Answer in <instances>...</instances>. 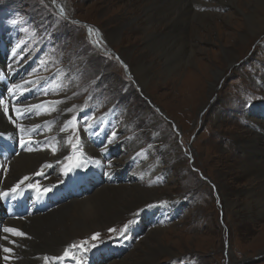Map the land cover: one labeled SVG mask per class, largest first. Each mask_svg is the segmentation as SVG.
<instances>
[{"label": "rangeland", "instance_id": "374dc122", "mask_svg": "<svg viewBox=\"0 0 264 264\" xmlns=\"http://www.w3.org/2000/svg\"><path fill=\"white\" fill-rule=\"evenodd\" d=\"M251 1L238 0L235 7L247 13ZM146 3L147 0H0V38L12 33L21 39L24 56L20 66L38 59L41 66L35 73L37 78L51 76L58 84L50 98H68L73 110L64 117L78 115L81 119L71 132L73 144L78 135L84 134L92 137L91 145L100 148L112 132L102 127L112 122L109 115L118 111L120 119H116L114 127L120 132L116 140L123 146L110 138L117 153L112 164L118 167L116 161L120 167L118 172H110L117 174L125 169L128 177L120 178L124 184L140 182L132 176L139 170L145 180L144 190L150 189L153 175H160L163 180L154 187L156 195L182 206L183 218L146 231L130 252L116 260L117 264H129L133 256L144 257L145 246L150 244L155 250L150 255L155 264H264V222H259L264 218L254 215V207L246 205V191L253 183L262 182L264 175L253 179L241 164L247 155L245 140H250V131H256L251 119L264 121V10L259 12L263 28L258 35L246 32L242 14L231 8L217 10L222 12V18H214L212 30L197 32L196 57L201 62L167 76L156 53L147 50L137 30ZM196 11L211 13L212 9ZM237 20L241 25L235 30ZM109 32L118 34L114 44L107 40ZM225 34H232L228 43L223 40ZM241 35H246L244 41ZM138 63L147 65L143 91L130 72V66ZM190 74L201 79L191 81ZM233 138L241 142L236 144ZM130 140H136L135 156L140 160L125 148ZM82 149L78 146L74 153L69 146L66 156L76 154L85 163L89 156L82 154ZM106 154L103 156L111 157L109 148ZM103 156L100 163L87 164L89 175L104 171L110 178L108 161H103ZM71 164L70 161L66 166ZM56 174L46 181L59 182L62 175ZM147 203L130 211L141 212ZM131 215L106 228L75 234L71 242L78 247L71 245L66 249L69 255L64 256V252L62 257L77 262L84 259L83 254L93 244L97 246V241L118 235L109 229L123 228ZM127 231L117 238H129ZM95 233L100 236L92 240ZM85 240L88 243L80 246ZM163 248L175 255L167 256ZM148 261L146 264H150Z\"/></svg>", "mask_w": 264, "mask_h": 264}, {"label": "bare ground", "instance_id": "6f19581e", "mask_svg": "<svg viewBox=\"0 0 264 264\" xmlns=\"http://www.w3.org/2000/svg\"><path fill=\"white\" fill-rule=\"evenodd\" d=\"M237 1L238 0H208V2L205 3L204 0H147L146 5L142 8L140 21L137 23V26L141 25V27L137 30L147 50H149L150 53H156L158 60L161 61L162 72L167 76L173 74L177 75L182 67L194 62H201V59L196 57L199 52H196L197 48H195L197 32L205 29L206 31L210 30L212 25L214 26V20L216 18H222V12L218 13L217 10L227 11L231 8V10L234 12L236 11L237 14H242L243 19L241 21L246 28V32L252 33L253 35H258L261 32L263 28V19L259 12L264 10V0H252L247 13H241V10L235 7ZM57 7L61 8L60 4L57 5ZM202 8L206 10L210 8L212 12L206 13L201 11V13H198L199 11H196ZM233 25H235L233 28L236 30L241 24L237 20L234 21ZM195 26H197L198 29L195 28ZM106 37L109 42L114 44V39L118 37V34L109 32L106 34ZM223 37V40L228 43L232 39V34H225ZM239 38L241 41H244L246 35H241ZM222 51L224 52V49H222ZM202 52L203 50L200 53ZM37 60L38 59H35V63H32L36 71L41 66L40 62ZM146 66L147 65L143 63L130 66L131 75L142 91L144 90L145 84ZM189 79L193 81L199 80L201 77L190 74ZM49 84L50 88L47 90L50 91L47 93L51 91L56 92L58 84H55L54 81H49ZM191 89L193 90L194 87H191ZM72 108L67 97L58 98L56 100L51 99L47 102V117L45 118L52 120L55 119V115H59V119H55L53 125L43 129V135H41L39 139L34 140V142L38 144V147L34 148L33 152L19 155L18 158L10 163L8 171L2 172V175H5V179L1 183L0 191L8 185L13 187L15 184L24 181V177L37 174V172L47 168L46 165L49 164L54 166V172L57 173V175H62V177H64L66 164L70 161L73 162L72 160L65 159V157H67L66 148L69 146L71 147L68 139L72 136L71 132L73 129L64 124V116L67 114V111H69L68 116H70L69 113L72 112ZM251 120L255 123L253 126H256L254 127L256 131H250V140H245L247 155L245 156L246 159L241 164L246 174L249 173L251 178L254 179L258 175H264V121L256 119ZM3 125L4 121L1 120L0 116V126ZM59 125H64L65 128L62 127L61 129L66 130H60ZM103 128H110L112 131L110 133L112 134L111 140H113L117 146H123L121 142L116 140L120 132L117 127H114V122L110 121L109 124L103 125ZM260 133L263 134V137L258 136ZM78 136H80L78 146L83 147L82 154L87 157L89 156L88 158L86 157L88 161L85 162V164L84 159L79 156L77 157L76 154L72 157L80 161L85 167L88 165L94 166V163H100L101 157L106 154L110 145L111 147L114 146L111 140H104L100 148H95L91 145L92 143L90 144L89 142V139L92 137H83L82 134ZM82 141L83 146L81 143ZM233 142L238 144L241 142V139L233 138ZM53 146L56 148L55 152L52 151ZM137 146L136 140H133L129 143V146L127 145L125 148L134 153L132 155H135ZM114 149L116 148L114 147ZM174 150L177 152V149ZM138 159L140 160V157ZM102 160L108 161L107 171L111 169L110 163L114 159L110 156H103ZM57 161H59V163ZM115 164L118 167L113 168V170L115 169V171L118 172L120 167L116 161ZM101 165H104V162H102ZM136 171L137 172L134 174L132 172V176L140 182L129 181L130 185L127 186L126 181V183L120 184L116 188L103 186L93 191L91 193L92 195H88L87 199L83 201H79L80 199H73L68 203H63L58 208L46 214H37L21 221H7L6 228H8V226H17L19 227V231L25 234V237L21 240L22 247L19 251L22 259L19 262L8 264H37L39 261L45 260V257L48 259L42 264H59L61 259H57V257H62L67 247L71 248V241L75 238V234H86L97 228H103L113 222L120 221L124 216H128L129 214L133 215L135 213L132 212L133 210L130 211L131 208L137 207L145 202H149L147 205L169 203V198L159 197V194H157V196L156 189H154L155 186H159L163 177L161 178L160 175H153L152 178L154 177V179L152 184L150 183V189L147 188L148 190H144L145 180L141 172L137 169ZM158 172H162V170H158ZM246 192L248 194L247 197H249L246 205L254 207V215L264 218V180L258 184L253 183ZM223 197L224 195L222 194V198ZM259 222H264V219H261ZM28 238L29 241L32 240L29 243ZM21 242H17L16 244H20ZM10 244L13 245L14 242L12 241ZM145 249L144 257L142 256L143 258L140 256H133L129 264H146L148 260V263L155 264L153 258L150 257V255H153V252H155L153 245H146ZM163 250L166 251L164 253L167 256L175 255L170 249L163 248ZM119 263L126 264L120 261ZM109 264L117 263L116 260H113Z\"/></svg>", "mask_w": 264, "mask_h": 264}, {"label": "snow or ice", "instance_id": "6c2138e0", "mask_svg": "<svg viewBox=\"0 0 264 264\" xmlns=\"http://www.w3.org/2000/svg\"><path fill=\"white\" fill-rule=\"evenodd\" d=\"M61 12H63V9H61ZM93 30L92 29H89V32L91 33ZM58 103V102H57ZM4 105V102L3 101H0V106H3ZM32 107H36V106H32ZM7 107L6 106H4V112L5 113H7ZM73 120H75V117L73 118ZM69 123H71V122H69ZM21 130L23 131V128H21ZM62 131H65L66 129H61ZM68 142H69V144H71V146H72V148H73V150H74V153H75V150L77 149V147H78V142H79V138L77 137V143H75V144H73L72 143V138L71 137H69V139H68ZM24 142L23 141H21V144H23ZM28 151H31L32 149H27ZM52 151L53 152H55L56 151V148L53 146V148H52ZM65 159H67V160H72L73 159V157H65ZM58 163H59V161H57ZM80 166V163H79V161H75L74 163H72L70 166H66V169H65V174H67V172H70L71 170H72V168H74V167H79ZM46 167H51V165L49 164V165H46ZM29 178L28 177H24V180L26 181V180H28ZM24 181H21V183H23ZM19 187V185H17V188ZM30 187H32V185H30ZM38 191H39V189H37ZM12 191L13 192H15L16 191V188H13L12 189ZM44 191H47V189H45ZM0 195H7V193H3V194H0ZM133 223V221H129L127 224H125L124 226H123V228H121V229H119V230H117V229H113V228H110L109 229V232L110 233H119L120 235H123L124 234V232L128 229V227H129V225L130 224H132ZM3 231L4 232H10V233H12L13 235H17V236H23L24 234L23 233H21V232H18V231H16L15 229H10V228H4L3 229ZM99 236H100V234L99 233H95L93 236H92V240H97L98 238H99ZM3 239H7V237H3ZM88 243V241L87 240H85V241H82L81 242V245L80 246H82V245H84V244H87ZM96 245L95 244H93L92 245V247H95ZM72 247H78V245H75V244H73L72 245ZM5 252H10L11 251V249H8V248H4L3 249ZM85 251H87V249H85ZM69 255V252L67 251V250H65V253H64V256H68ZM5 259L7 260L8 259V257L7 256H5ZM48 258L47 257H45V260H47ZM57 259H64V257H57Z\"/></svg>", "mask_w": 264, "mask_h": 264}, {"label": "clouds", "instance_id": "9594fccd", "mask_svg": "<svg viewBox=\"0 0 264 264\" xmlns=\"http://www.w3.org/2000/svg\"><path fill=\"white\" fill-rule=\"evenodd\" d=\"M157 228V227H156ZM130 252V251H129Z\"/></svg>", "mask_w": 264, "mask_h": 264}, {"label": "flooded vegetation", "instance_id": "af4514ba", "mask_svg": "<svg viewBox=\"0 0 264 264\" xmlns=\"http://www.w3.org/2000/svg\"><path fill=\"white\" fill-rule=\"evenodd\" d=\"M154 140V139H153Z\"/></svg>", "mask_w": 264, "mask_h": 264}]
</instances>
